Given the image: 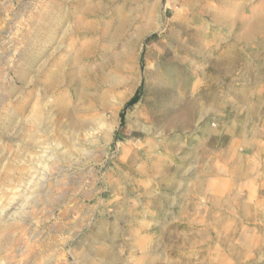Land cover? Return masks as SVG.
<instances>
[{"label": "rangeland", "instance_id": "obj_1", "mask_svg": "<svg viewBox=\"0 0 264 264\" xmlns=\"http://www.w3.org/2000/svg\"><path fill=\"white\" fill-rule=\"evenodd\" d=\"M53 1L37 53L31 18L52 4L0 0V95L18 89L0 112L23 100L27 121L36 79L77 59L76 82L47 91L49 152L26 148L27 123L0 134V174L20 146L22 178L0 264H264V0H92L81 36L56 31L74 3ZM28 154L49 158L33 170Z\"/></svg>", "mask_w": 264, "mask_h": 264}, {"label": "bare ground", "instance_id": "obj_2", "mask_svg": "<svg viewBox=\"0 0 264 264\" xmlns=\"http://www.w3.org/2000/svg\"><path fill=\"white\" fill-rule=\"evenodd\" d=\"M48 2L50 4H52L51 5V10L49 9L46 12L44 11L45 13H40L37 16H32V18H31L32 21L37 23L36 28L34 29L32 35H31L32 37H34L33 40H34L35 44L33 46H34V51L37 50L36 51L37 53H38V51L41 52V50H42V46L43 45H42V40L41 39L46 34V31L47 30L48 31L52 30V26L55 24L54 20H56V18H58V17L61 18L62 15L64 14V13L62 14L64 9L62 11L59 10L58 6L56 5V3L53 0H48ZM73 3H74V6H73L74 10H73V13L71 12V14H72L71 17L73 19V23H71V22L69 23V22L63 21V22H61L58 25L56 31L58 33L61 32L62 35L63 34L67 35V34H71V33H76L78 36H81L82 34L89 32V30L91 28V25H90V21H88V19H89V17H91L93 15V11H94V9H96V7L95 6H94L95 8L93 7L92 0H73ZM212 15H214V14H212ZM43 20L48 25H50L49 27H47L45 25L47 27L46 30L42 29V26L40 24V21H43ZM83 41L79 45L80 49L78 48L79 51H80L79 55H78V58L79 57L81 58L82 51L84 50V45L85 44H83ZM76 60L77 59H70V60H68L69 61L68 63L64 62V65H63V67L61 69L62 71H60V74H61L60 77L55 78L48 85H46L42 81H39L38 79H36V81L33 83V86L35 88L33 90H31V92H30V95L32 96V100H30V103L28 104V107L30 108V114H29V117H28L27 121H24L23 118H21V119L17 118V117H20V116L24 115L25 112H26L25 109L27 108V104L23 100L16 101V103L13 104L12 108H9V109L6 110L7 111L6 113L4 111L0 112V134H1V136L2 135L3 136L9 135L11 133V131L14 129V127L15 128H19L18 131H20L21 123L22 124L23 123H27V126L26 125L25 126L27 127V131L29 130V135H27L26 137L28 138L29 141L27 143H24L26 148H30L31 149L35 145L38 146V144L42 145L45 150H47V148H49V146H48V144H49L48 143V140H49L48 135L50 134V129H51V125H50L51 116H50V110L46 109L47 108V105H46L47 91L58 87L62 82L63 83L65 82V83L70 84V85L73 84L74 82H76L75 77L73 76V74H71L69 72V68H66V66L68 64H70V63L72 64V61L74 63ZM34 67H35L34 64L30 65L29 69L30 68L33 69ZM38 71H37L39 73L38 75H41V77H43V69H42L41 66L38 68ZM18 80H20L23 83L24 86H28V83H27L28 81L26 82L25 80H23V75L19 74L18 75ZM39 85L42 86V88L40 90L41 94H39V92H38L39 90L36 92V89H38ZM15 90H18V89H16V88L12 89V91L10 93H8L7 96L0 95V105H2L11 96H13L12 93H14ZM154 100H155V98H154ZM151 103H152V101L150 102V104ZM155 103H157V102H155ZM148 104H149V102H148ZM153 106H155V105L153 104ZM147 108H148V106H147ZM13 112L17 115L16 117H13V115H14ZM167 113H168V111H167ZM155 118L156 117H154V119ZM178 118H179V115L178 114H174L165 123L168 124V127H169L171 125H174L178 121ZM16 119H18V120H16ZM154 119H153V121H154ZM159 120H156V121H159ZM138 122H139V120H138ZM20 157H21V147L19 146V148L14 151L13 157H12V161L9 162L10 163L9 166L5 168L4 172L2 171V174H0V227L1 228L5 224V215H6V211H7L6 208L11 203V200H10V202H5L4 203V198H5L4 189H5V186L10 182L9 180L14 182L16 180L22 179L21 177H18V176H11L12 172L10 174H7V170L11 169V167L14 166L16 162H18V159ZM46 157L49 158L48 156L45 155V156L40 157V159L38 161H36L38 159V157L37 158L34 157V156H30L29 157V154H28V157L26 156V158H27V162L26 163H28L30 165V167H32L33 170L34 169L36 170L37 168H39V164L42 161V159H45V160L47 159ZM70 159H71V154L69 153V154H67L66 160L69 161ZM61 160H64V159L62 158ZM2 167H3L2 164H0V170L2 169ZM25 193L26 192H24L23 195ZM32 194H33V192H32ZM22 199H24V200L26 199L27 200L28 197L27 198L26 197H22Z\"/></svg>", "mask_w": 264, "mask_h": 264}, {"label": "crops", "instance_id": "obj_3", "mask_svg": "<svg viewBox=\"0 0 264 264\" xmlns=\"http://www.w3.org/2000/svg\"><path fill=\"white\" fill-rule=\"evenodd\" d=\"M237 1H238V2H237ZM237 1L233 3V7H237L238 5L241 4V3H240L241 0H237ZM237 3H238V4H237ZM224 57H225V60H228V59H229L228 61H230V55L227 54V55H225ZM188 194L191 195L190 197L192 198V201H193L192 204H190V206H188V207H189V208H191V207L193 208V207H195V204H194V203H195V200H194V199H195V194H194V192H190V193H188ZM184 208H185V205H184Z\"/></svg>", "mask_w": 264, "mask_h": 264}, {"label": "trees", "instance_id": "obj_4", "mask_svg": "<svg viewBox=\"0 0 264 264\" xmlns=\"http://www.w3.org/2000/svg\"><path fill=\"white\" fill-rule=\"evenodd\" d=\"M139 98H140V93L137 92L135 97L128 103V106L129 107L134 106L138 102ZM123 120H124V114H122L121 116V121L123 122Z\"/></svg>", "mask_w": 264, "mask_h": 264}]
</instances>
